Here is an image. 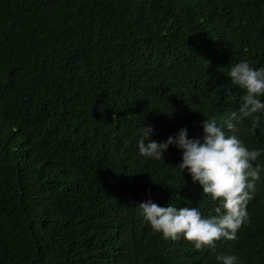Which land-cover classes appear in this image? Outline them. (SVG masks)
Returning <instances> with one entry per match:
<instances>
[{
	"label": "trees",
	"instance_id": "1",
	"mask_svg": "<svg viewBox=\"0 0 264 264\" xmlns=\"http://www.w3.org/2000/svg\"><path fill=\"white\" fill-rule=\"evenodd\" d=\"M264 67V0H0V264H264V171L238 239L196 251L139 215L161 207L216 215L177 168L139 155L202 121L223 125L244 90L232 66ZM264 102V97L261 98ZM236 135L264 169V125Z\"/></svg>",
	"mask_w": 264,
	"mask_h": 264
},
{
	"label": "clouds",
	"instance_id": "2",
	"mask_svg": "<svg viewBox=\"0 0 264 264\" xmlns=\"http://www.w3.org/2000/svg\"><path fill=\"white\" fill-rule=\"evenodd\" d=\"M231 84L244 90L239 107L228 113L223 125L215 116L202 121L201 139H189L182 128L174 137L164 142L151 139L153 128L143 126L138 140L139 155L155 161L164 159L170 146L182 151V162L176 169L191 175L193 183H199L203 196L218 202L216 215L205 218L198 208L161 207L151 200L140 203L139 215L151 226V230L165 240L177 241L181 237L194 245L196 251L215 250L221 238L238 239V231L250 222L247 205L256 192V184L264 171L254 163L261 150H249L236 135H227L244 126L252 135L264 125V67L254 69L247 61L232 66L228 72ZM221 264H238L235 255H218Z\"/></svg>",
	"mask_w": 264,
	"mask_h": 264
}]
</instances>
